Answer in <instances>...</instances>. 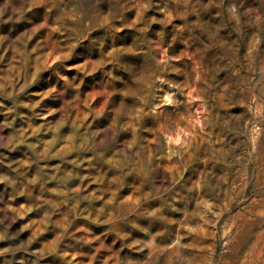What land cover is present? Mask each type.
I'll list each match as a JSON object with an SVG mask.
<instances>
[{
  "label": "clouds",
  "instance_id": "obj_1",
  "mask_svg": "<svg viewBox=\"0 0 264 264\" xmlns=\"http://www.w3.org/2000/svg\"><path fill=\"white\" fill-rule=\"evenodd\" d=\"M0 264H264V0H0Z\"/></svg>",
  "mask_w": 264,
  "mask_h": 264
}]
</instances>
